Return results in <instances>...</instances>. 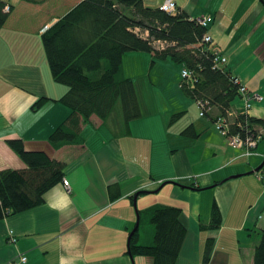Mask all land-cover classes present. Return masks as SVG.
<instances>
[{
    "label": "crops",
    "instance_id": "0c3cea01",
    "mask_svg": "<svg viewBox=\"0 0 264 264\" xmlns=\"http://www.w3.org/2000/svg\"><path fill=\"white\" fill-rule=\"evenodd\" d=\"M2 1L38 15L29 24L6 23L0 29V170L25 167L6 143L21 138L26 150L44 151L65 163L63 179L69 191L59 182L43 194L39 206L0 220V264H11L20 253L27 259L19 264H153L150 256L129 255L128 236L140 210L137 242L153 241L154 226L146 209L155 204L182 210L187 232L176 264H233V248L242 253L243 238L254 234L252 251L236 263L253 264L257 231L264 230V184L248 172L264 157V127H254L260 135L254 152L231 147L213 127L212 119L219 116L215 107L177 123L186 107L197 102L176 91L185 99L182 106L175 104V110L185 109L172 123L170 111L143 109L139 102L141 116L129 123L128 133L121 119L103 122L93 114L81 125L83 144L54 149L48 136L71 109L59 101L68 88L54 81L41 34L60 15L48 11L47 1ZM165 1L143 3L160 7ZM174 2L192 17H211L207 31L213 46L226 57V67L248 90L262 96L248 109L241 97L235 98L232 117L246 113L264 121V2ZM177 85L180 88V81ZM40 97L51 100L33 109ZM204 116L207 119L201 121ZM190 124L195 137L181 133ZM114 183L117 186L108 188ZM193 184L201 189L190 188ZM140 190L146 192H139L134 202L131 197ZM213 204L221 212L222 224L217 230H200L199 224L208 223ZM8 229L15 234L14 243L7 242ZM209 237L214 247L205 263L202 255Z\"/></svg>",
    "mask_w": 264,
    "mask_h": 264
},
{
    "label": "trees",
    "instance_id": "16d2710c",
    "mask_svg": "<svg viewBox=\"0 0 264 264\" xmlns=\"http://www.w3.org/2000/svg\"><path fill=\"white\" fill-rule=\"evenodd\" d=\"M22 1L33 4L47 1L48 11L60 15L41 34L51 75L55 82L68 88L59 101L71 109L66 120L48 136L54 149L67 144H83L81 125L93 114L107 122L117 102L124 133H128L129 123L141 116L134 83L121 75L122 57L129 51H145L156 58H170L182 67L181 71L187 69L190 76L181 78L180 88L187 97L204 102L206 112L209 107H215L219 116H227L234 99L240 97L239 83L234 82L235 76L226 67L227 61L214 67L216 47L202 42L204 34L208 33L207 26L200 25L195 17L176 4L173 12H166L161 6H145L143 0ZM5 6H8L7 11L3 10ZM37 15L36 10L8 5L0 0V29L6 23L29 24ZM136 26L148 31V36L134 33L132 29ZM156 40L165 41L166 47L157 49L153 45ZM154 62L151 60V64ZM50 100L40 97L32 108L38 109ZM183 114L184 111L173 113L169 123ZM228 126L230 133L256 135L254 127H264V121L241 113L230 118ZM181 133L196 136L191 124ZM6 143L25 167L0 170V220L42 204L43 194L62 182L65 168L64 162L50 158L44 151L26 150L21 138L7 139ZM113 186L117 184L108 188ZM190 188L201 189L194 184ZM137 212L140 226V210ZM146 212L154 226L153 241L139 244L138 226L129 238V255L150 256L153 264H176L187 232L182 210L176 206L155 204ZM221 224V212L213 204L208 223L199 224V229L217 230ZM257 232L259 241L253 250V264H264V230ZM213 247L214 239L207 238L203 262H209Z\"/></svg>",
    "mask_w": 264,
    "mask_h": 264
},
{
    "label": "rangeland",
    "instance_id": "374dc122",
    "mask_svg": "<svg viewBox=\"0 0 264 264\" xmlns=\"http://www.w3.org/2000/svg\"><path fill=\"white\" fill-rule=\"evenodd\" d=\"M141 33L145 34L142 30ZM151 60H155V62L150 66ZM181 68L182 67L180 65L172 62L170 58H156L152 53L145 51H129L126 52L122 57L121 75L123 77L130 78L133 81L138 101L140 102L143 109H156L160 113L170 111L171 116L172 113L185 109V107H183L182 109L175 110L174 107L176 103L181 105L185 99L184 96H186L185 92L181 88H178L177 85V83L181 80ZM176 91H181L180 93H182L184 96H180L182 94H176ZM189 99L192 101V98L189 97ZM200 112L201 110L198 105L191 103L189 107H186L185 114L177 121V123L184 120H193L194 116L200 117ZM113 118L122 119L120 104L118 102L116 103L113 113L110 116V119ZM204 119H207V116L201 118V121H204ZM213 127L220 134L219 130L216 129L215 124H213ZM220 135L225 139L224 135ZM254 150L251 152H254ZM136 209H138V207ZM140 231H142V228H140ZM245 235H247L246 231ZM11 238L12 241H16L13 230L8 229L6 233L7 242H10ZM254 238V234H252L250 238H243L241 246L244 247V249L242 250V253L239 250L240 248H233V254L235 253L236 255V257L233 258V264L238 262V257L240 256H242L243 260H245L246 251H248V253L252 251L250 247L253 244ZM20 254L25 256L24 253ZM18 256L14 261L11 262V264L24 263L18 260Z\"/></svg>",
    "mask_w": 264,
    "mask_h": 264
},
{
    "label": "built area",
    "instance_id": "2783aa9c",
    "mask_svg": "<svg viewBox=\"0 0 264 264\" xmlns=\"http://www.w3.org/2000/svg\"><path fill=\"white\" fill-rule=\"evenodd\" d=\"M161 9L166 11V12H173L175 10L174 0H166L163 3V5H161ZM3 10L7 11L8 6H5ZM195 18H196V21L200 25H203V26H207L208 23L211 21V17L207 16V15H202V16H198ZM132 31L137 33V34H141L143 37L148 36V31L145 30L144 31L145 34H142L140 28H138V27H134L132 29ZM202 42L213 44V40H212L211 35L209 33H205L203 36ZM153 45L157 49H164L166 47V42L161 41V40H156V41H154ZM215 51H216V56L214 59L215 60L214 67H217L218 65L225 64L227 61L226 57L224 55H222L217 48H215ZM189 76H190V72L187 69H182L181 77L182 78H188ZM233 80L235 83H239L238 84V91H239L240 97L244 101L245 109L250 108L253 103L260 101L262 99L261 95L248 90V88L244 84L240 83L239 79H237L236 77H234ZM197 103H198V106L201 110L200 115L203 116L206 112L205 111L206 104L202 101H199ZM227 116H217L214 118L213 124H215L216 129L219 130L220 134L225 136L227 143L231 147L243 149V150H245L246 153H250L256 147L257 140H258L259 136L249 135V134L242 135L241 133H230L228 125H229V119L233 116L232 112L230 111L227 114ZM256 176L264 184V164L256 172ZM62 184L65 187V189H67L69 191V184H68V181L66 179L62 180ZM10 242L12 243V242H14V240L12 241V238H11ZM18 260L20 262H25L26 257L23 254H20L18 256ZM14 264H16V263H14Z\"/></svg>",
    "mask_w": 264,
    "mask_h": 264
},
{
    "label": "water",
    "instance_id": "95a60500",
    "mask_svg": "<svg viewBox=\"0 0 264 264\" xmlns=\"http://www.w3.org/2000/svg\"><path fill=\"white\" fill-rule=\"evenodd\" d=\"M264 164V157H263V159H262V161H261V163L255 168V169H253L252 171H250V172H248V173H254V172H256L258 169H260L261 168V166ZM165 184V182L164 183H162L161 184V186H163ZM157 190V189H156ZM155 190V191H156ZM148 192V191H147ZM139 194V191H137L135 194H134V196H133V201L135 202V199H136V197H137V195ZM138 225H139V214L137 213V216H136V222H135V225H134V227L132 228V230H131V232L129 233V237L133 234V232L138 228Z\"/></svg>",
    "mask_w": 264,
    "mask_h": 264
},
{
    "label": "bare ground",
    "instance_id": "6f19581e",
    "mask_svg": "<svg viewBox=\"0 0 264 264\" xmlns=\"http://www.w3.org/2000/svg\"><path fill=\"white\" fill-rule=\"evenodd\" d=\"M135 33V32H134ZM137 34V33H136Z\"/></svg>",
    "mask_w": 264,
    "mask_h": 264
}]
</instances>
